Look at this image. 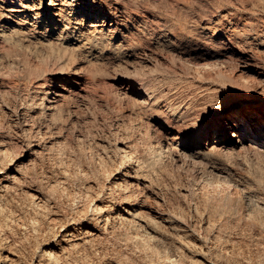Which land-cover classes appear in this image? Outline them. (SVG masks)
I'll return each mask as SVG.
<instances>
[{"label":"bare ground","instance_id":"6f19581e","mask_svg":"<svg viewBox=\"0 0 264 264\" xmlns=\"http://www.w3.org/2000/svg\"><path fill=\"white\" fill-rule=\"evenodd\" d=\"M128 1L0 0V60L3 61L2 67L8 68L7 72L9 68L12 70L10 73L14 70L13 74L0 76V97L12 85L24 89L22 96L19 93L21 98L13 104V114L17 116L15 126L19 131L9 137L0 135V264H264V182L260 186L262 176L257 172L258 168L264 171V105L257 106L254 103L256 97L247 90L236 98H227L215 105L210 103L212 100L208 101V96L200 97L198 104L191 97L178 99V95L183 93L179 89L184 83L169 77V73L164 75L170 66L159 65L163 69L166 67L164 73L156 66L143 64L146 57L139 54L144 51L138 52L141 41H136L137 34L133 35L128 24L124 23L128 20L124 10ZM146 1L143 0L144 3ZM114 2L120 6L118 17L115 16L117 13L113 16L105 10ZM179 29L185 31V26ZM177 30L169 32L170 37L156 41L158 51L170 54L172 45L177 43ZM170 55L172 57L174 53ZM178 64L172 66L180 69ZM185 68L188 70L186 65ZM260 72L263 73V69ZM200 74L197 72L196 75ZM203 75L202 80L205 78ZM213 81L218 79L212 80L211 85ZM119 82L123 84L114 90L113 86ZM220 82H215L208 89L212 92L228 86ZM124 100L134 104L130 111L136 118L152 123L164 116L170 127L167 131L158 130L154 122V131L142 129V133L139 130V141L128 134V140L124 139L126 143L120 148L118 146V165L112 164L114 167L106 169L102 177L100 172L96 182L92 178L95 186L93 184L89 190L77 187L69 192L62 182L68 180L65 174L71 177L74 170L69 174L67 170L59 176L63 173L60 163L59 166L54 163L59 171V174L56 172L59 177L55 179L37 181L36 176V179L29 177L33 174L29 175V170L24 168L25 159L31 161L35 155L44 157L54 151L53 147L58 142L55 141L56 136L66 135L71 130L76 137L83 139L81 131L77 132L81 125L79 123L80 126L76 127L74 114L78 115L81 109H86L83 107L94 101L106 105L112 112L119 111V116H122L120 109ZM96 103H93L95 109L99 108H96ZM6 108L12 111V108ZM110 112L109 115H113L114 112ZM212 113L221 118V124L215 125L211 121ZM98 127L96 129L99 130ZM134 133L137 134L136 131ZM95 137L98 136L95 134ZM120 137L116 135V138ZM48 138L52 140L48 141ZM66 145L68 147V143ZM88 172L86 174L89 175ZM48 175L51 176L50 173ZM254 181L260 184L255 186ZM244 237L254 244L251 257H240L242 255L235 252L236 243L239 244ZM240 250L243 252L242 248Z\"/></svg>","mask_w":264,"mask_h":264},{"label":"rangeland","instance_id":"374dc122","mask_svg":"<svg viewBox=\"0 0 264 264\" xmlns=\"http://www.w3.org/2000/svg\"><path fill=\"white\" fill-rule=\"evenodd\" d=\"M136 1V2H135ZM135 1H128L129 3H128V6L126 7V8H124V10L126 11L125 13V15L128 17V20H124V23H127L128 25H127V27H128V30L129 31H132V33H134L133 35H136L135 36V38L137 37V42L138 43H140V41H141V43L140 44H138L139 45V51L138 52H140V53H142V51H144L142 54H139L140 56L141 55H143V57H146V60H144L143 61V64L144 65H151V66H153V67H158V68H160L161 70H163V72L165 71V69H166V67L163 69L161 66H159V65H161L162 64V66H164L165 64V66H170V68H168L167 67V71H169V72H167V73H163L162 72V74H164V75H167L168 73H169V77L171 76L172 78H176L179 82H181V83H184L183 85L181 84V88L179 89L180 90V92H183V93H181V94H179L178 95V99H180L181 97L182 98H186V97H191L192 98V100L196 103V104H198V103H200L201 102V98L200 97H202V96H208L207 98H208V101L210 100H212L210 103H213L214 102V105L215 104H218V103H220V102H222L223 100H226L227 98L228 99H230V98H236V97H238L240 94V92H242V91H249V92H252L253 93V95L256 97V100H254V103L257 105V106H263L264 105V0H145L146 2L144 3L143 2V0L142 1H139V0H135ZM131 2H133L134 3V5H133V3H131ZM137 2H139V3H137ZM144 3L143 5H141L142 3ZM148 3H150L149 5H148ZM136 4H139V5H137L136 6ZM130 5V6H129ZM111 6V7H110ZM141 6V7H140ZM143 6V7H142ZM89 7V6H88ZM109 7V8H108ZM106 6L105 7V10L108 12V13H112V15L114 16L116 13V15L115 16H117L118 17V15L120 14V11H119V9H120V6H118V4H116L115 2L114 3H112V5H109V6ZM118 7V8H117ZM131 7V8H130ZM135 7V8H134ZM136 7H138L137 9L138 10H140V11H137V9H136ZM132 8H134V9H132ZM140 8V9H139ZM142 8H144V9H142ZM149 8V9H148ZM127 9V10H126ZM110 10H112V11H110ZM129 10H130V12H129ZM132 10H134V11H137L138 13H140V14H138L137 12H134L133 11V13H132ZM115 12V13H114ZM135 13V14H134ZM142 14H144L143 16H142ZM135 17H137L136 19H135ZM144 17V18H143ZM143 18V19H142ZM146 19V20H145ZM132 20H133V22H132ZM137 20V21H136ZM149 22H148V21ZM147 21V22H146ZM144 22V23H143ZM155 22V23H154ZM158 22V23H157ZM133 23V24H132ZM181 23H183L182 24V26H181ZM132 24V25H131ZM140 24V25H139ZM177 24H179V26L177 25ZM143 25V26H142ZM156 25V26H155ZM173 25H175V27L173 26ZM176 25L178 26V27H176ZM185 26V31H184V29H183V27ZM142 26V27H141ZM146 26V27H145ZM173 26V27H172ZM182 27V31L179 29V28H181ZM203 26V27H202ZM150 27V28H149ZM151 27H152V29H151ZM155 27V28H154ZM161 27V28H160ZM204 27H206V28H204ZM157 28V29H156ZM171 28V29H170ZM173 28V29H172ZM147 29V30H146ZM151 31H150V30ZM162 29V30H161ZM171 30V31H169V30ZM176 29H178L177 30V32L178 33H176V42L177 43H175L174 45H172V48H171V50H170V54H172L173 55V53H174V55H175V58H174V55L171 57V55L170 54H168V51H158V50H160V49H157V47H156V41L158 40V39H163V38H166V37H170L171 36V33H172V30L174 31V30H176ZM142 30V31H141ZM155 30V31H154ZM150 33H149V32ZM203 31V32H202ZM155 32V33H154ZM169 32H171V33H169ZM140 33V34H139ZM149 34V35H148ZM151 34H153V35H151ZM161 34V35H160ZM142 35V36H141ZM151 35V36H150ZM156 35V36H155ZM160 35V36H159ZM163 35V36H162ZM170 35V36H169ZM140 36V37H139ZM146 36H147V38H146ZM181 36V37H180ZM208 36V37H207ZM142 37H143V39H142ZM211 37V38H210ZM141 40H140V39ZM154 38V39H153ZM180 38V39H179ZM182 38V39H181ZM146 39V40H145ZM178 39V40H177ZM180 40V41H179ZM182 40V41H181ZM151 41V42H150ZM149 42V43H148ZM153 42V43H152ZM145 43V44H144ZM147 43V44H146ZM152 44H154L153 46H155V47H152ZM178 44H180L179 46H178ZM144 47H143V46ZM146 45V46H145ZM177 46V47H176ZM146 47H147V49H146ZM148 48H149V50H148ZM151 48V49H150ZM143 49V50H142ZM156 51V52H159V53H156L154 50ZM177 51V52H175V50ZM192 49V50H191ZM151 50H153V51H151ZM149 51V52H148ZM181 51V52H180ZM215 51V52H214ZM147 52H148V54H147ZM172 52V53H171ZM146 53V54H145ZM150 53H151V55H150ZM156 53V54H155ZM161 53V54H160ZM168 54V55H167ZM201 54V55H200ZM150 55V56H149ZM154 57H153V56ZM161 55H162V57H161ZM165 55H166V58L164 59V57H165ZM156 56V57H155ZM151 58V59H150ZM157 58V59H156ZM167 58H169V59H167ZM173 59L172 60V62H171V60L170 59ZM158 62V66H157V63H156V61ZM177 60V61H175V60ZM152 62V63H150V61ZM0 61H2V60H0ZM146 61V62H145ZM179 61V62H178ZM154 62V63H153ZM168 62H169V64H168ZM2 63H3V61L0 63V72H2L1 74H0V76L1 75H3V74H5V73H10V71H12L10 68H9V72H7L8 71V68L7 67H2ZM160 63V64H159ZM176 65V64H178L179 66L181 65V67H180V69H179V67H176V66H172V65H174V64ZM184 63V64H183ZM199 63V64H198ZM204 63V64H203ZM206 63V64H205ZM211 63V64H210ZM207 64H209L207 67L206 66H204V65H207ZM184 65V66H183ZM185 65H186V67H188L187 69L189 70V68H190V70H189V72L186 74V72L188 71V70H186V68H185ZM201 65H203V66H201ZM211 65H215V66H217L216 68H215V66L213 67V66H211ZM258 67H257V66ZM4 66V65H3ZM148 66V67H149ZM182 66L184 67V69L186 70H184L183 68H182ZM263 66V67H262ZM147 67V66H146ZM171 67H173V68H171ZM174 67H176V68H174ZM204 67V69H202V68ZM205 67H206V69H205ZM2 68V69H1ZM6 68V69H5ZM196 68H197V70H196ZM219 69L218 71L216 70V71H214L215 69ZM169 69H171V70H169ZM172 69H175V71L174 70H172ZM177 69V70H176ZM220 69H221V71L225 74V75H222L223 73L220 71ZM263 69V73H261L260 72V70H262ZM2 70V71H1ZM180 70V71H179ZM196 70V72H194ZM200 72H199V71ZM172 71H173V73H172ZM193 71V72H192ZM209 73H208V72ZM211 71V72H210ZM13 72H14V70H13ZM13 72L12 73H10V74H13ZM177 72H179V74L177 73ZM197 72H198V74H204L203 75V77L205 76V78H206V81H205V78L202 80V75L201 76H199V75H196L197 74ZM203 72V73H202ZM206 72V73H205ZM213 72V73H212ZM216 72H218L217 74H215ZM222 74H221V73ZM175 73V74H174ZM181 73V74H180ZM192 73V74H191ZM177 74H178V76H177ZM183 74V75H182ZM184 74H185V76H184ZM190 74H191V77H190ZM207 74H209V75H207ZM220 74H221V76L222 77H220ZM174 75H176L177 77H175ZM180 75H181V77L183 78H181L180 77ZM186 75H187V78H186ZM192 75H193V77H192ZM196 77H195V76ZM211 75H213L215 78L214 79H218V81H213V83H212V85H211V82H212V80H214L213 79V76H211ZM168 76V75H167ZM189 76V77H188ZM210 76V78H208ZM228 78H226V77ZM195 77V78H194ZM211 77H212V79H211ZM180 78V79H179ZM186 80H185V79ZM193 78H194V80H196L195 82H194V80H193ZM220 78H221V80H220ZM189 79V80H188ZM191 79V80H190ZM208 79H210V80H208ZM225 79V80H224ZM180 80H183V81H180ZM188 80V81H187ZM231 80V81H230ZM189 82V83H187V82ZM199 81V82H198ZM221 81V82H220ZM227 81H228V83H227ZM186 82V83H185ZM191 82V83H190ZM192 82H193V84H192ZM205 82V83H204ZM209 82V83H208ZM217 83V84H219L218 82H220V83H224L225 85H228V86H226L225 88H223V89H216L214 92L212 91L211 92V90H209L208 89V87H211V86H213V84L214 83ZM227 84H226V83ZM204 83V84H203ZM123 83L122 82H119L118 83V85L116 84L115 86H113L114 87V90H118L119 89V86L121 87V85H122ZM187 84V85H186ZM189 84V85H188ZM193 86H192V85ZM199 84H200V86L202 87H200L199 86ZM229 84H231V85H229ZM236 85V87L235 86H233V85ZM125 85V84H124ZM186 85V86H185ZM196 85V86H195ZM209 85V86H208ZM14 86L16 87V88H14ZM12 85L10 88H8L3 94H2V96L0 97V99H1V101H0V108H1V110H0V120H2V121H0V124L5 120L6 122H3V124H1L2 125V127H3V129H2V127H0V135L2 136V134L4 135H6L7 137H9V135L11 136V135H13V134H17V131H19V130H17V128H16V126H15V124H16V121L15 120H17V116H16V114H13V104H14V101L16 100V99H20L21 98V92H23V87H20V86H18V85ZM191 86V87H190ZM193 87V88H192ZM198 87V88H197ZM14 88V89H13ZM205 88V89H204ZM239 88V89H238ZM11 89V90H10ZM16 89V90H15ZM181 89H183V90H181ZM189 89V90H188ZM192 89H194V90H192ZM199 91H198V90ZM203 89V90H202ZM13 90V91H12ZM16 91V92H15ZM18 91V92H17ZM191 91V92H190ZM193 91H195L194 93H192ZM198 91V92H197ZM208 91V92H207ZM218 91V92H217ZM187 92V93H186ZM11 93V94H10ZM17 93V94H16ZM19 93H20V95H19ZM189 93V94H188ZM195 93H197V94H195ZM206 95H205V94ZM208 93H211V95L209 94V95H207ZM215 93V94H214ZM8 94H9V97H8ZM185 94V95H184ZM195 94V95H194ZM199 94V95H198ZM212 94H214V95H212ZM11 95H12V97H11ZM13 95H15L14 97H13ZM187 95V96H186ZM194 95V96H193ZM4 96V97H3ZM19 96V97H18ZM185 96V97H184ZM199 96V97H198ZM210 96V97H209ZM212 96V97H211ZM196 97V98H195ZM215 99H214V98ZM11 99H12V102H11ZM14 99V100H13ZM197 99V100H196ZM200 101H199V100ZM214 99V100H213ZM5 101V102H4ZM17 101V100H16ZM125 101V100H124ZM198 101V102H197ZM11 104H10V103ZM216 102V103H215ZM93 103H96V102H94V101H92V103H90L89 105H87L86 107H83V108H86V109H81L80 110V114L78 113V115L77 114H74V118H75V125H76V127H78V126H80L79 128H82V129H79L78 128V130L79 131H77V132H80V133H82L83 135H84V137H83V139H81L80 140V138L81 137H76L75 136V133H72L71 132V130H69L67 133L68 134H66V135H64L63 134V136H56V140L55 141H58V142H56V144L54 145V147H53V150L54 151H50V153H46L45 155H43L44 157H42V156H37V155H35V156H33L32 158V160L31 161H28L27 159H25V161H24V165H26L24 168L28 171L27 173L29 174V175H31V174H33L32 176H29L30 178H35V176H36V178H37V181H45V179L46 178H50V179H55V178H57V177H59V176H62V175H64L65 174V172L67 171L68 172V174H69V171L71 170L72 172H73V170H74V172L72 173L71 171H70V173H72L71 175V177H75V175H77L75 178H73V179H71V177H69L70 176V174L69 175H67V174H65V176L66 177H68L67 179L68 180H66L65 182H62V184L64 185V187L66 186V189H68L69 190V192L71 191V192H73V189H74V191L76 190V189H80V188H83L84 190L85 189H87V190H89L90 188H91V186H93V184H94V186H95V182H96V180L99 178L98 176H99V173H100V176L102 177V175L104 174V172L105 171H107L108 169H110V168H113L117 163H118V160H119V158L117 157V156H119V148L121 147V146H123L126 142V139L128 140V136L130 135V138H132L133 140H140V137H141V132L143 133V131H154L155 129H154V127H155V125H157V127H158V130L160 129V130H168L167 128H169L170 126V124L169 123H167V121H166V119H164L165 117L164 116H162V118L160 117L159 119V121H153L152 123H148V121H143V120H140L138 117L136 118V116L135 115H133V113L131 114V111H130V109H131V106H132V108L134 107V104L132 103V102H128L127 100L124 102V106L122 107L123 108V110H122V108L120 109V111H123V112H121L120 114L122 115V116H119V111H111V110H109L107 107H106V105L105 106H102V105H100L99 103H96V108L99 106V108H97V109H95L94 107H95V104H93ZM8 104H10V105H8ZM7 107H10V108H12V111L10 112V110L9 109H7L6 108V106ZM127 105V106H126ZM126 106V107H125ZM2 107H3V109H2ZM89 107V108H88ZM93 109H92V108ZM105 107V108H104ZM130 107V108H129ZM6 108V109H5ZM5 109V110H4ZM92 109V110H91ZM95 109V110H94ZM100 109V110H99ZM102 109V110H101ZM104 109V110H103ZM9 110V111H8ZM84 110H86V111H88V112H86V111H84ZM132 110V109H131ZM6 111V112H5ZM90 111H92L91 113L93 114V112L95 113V114H97V115H95V114H93L94 116L92 117V114L90 113ZM102 111H104V112H102ZM107 111H108V113H107ZM112 112L113 113V115L112 114H110L109 115V112ZM129 111V112H128ZM232 111V110H231ZM83 112H85V114L83 113ZM100 112V113H99ZM106 112V113H105ZM110 112V113H111ZM117 112V113H116ZM5 113V114H4ZM83 113V114H82ZM88 113V114H87ZM99 113V114H98ZM2 114H4V115H2ZM11 114V115H10ZM82 114V115H81ZM90 114V115H89ZM116 114V115H115ZM2 115V116H1ZM80 115H81V117H80ZM84 115V116H83ZM107 115H108V117L111 119H109L108 117H107ZM135 116V117H133V116ZM7 118H6V117ZM10 116L12 117H14V120H12L13 119V117L12 118H10ZM16 116V117H15ZM78 116V117H77ZM97 118H96V117ZM103 116H105L106 117V119H105V117H103ZM112 116V117H111ZM117 116V117H116ZM125 116H126V118H125ZM9 117V118H8ZM103 117V118H102ZM114 117H116L115 119H114ZM124 119H123V118ZM79 120V122H76V120L77 119ZM80 118V119H79ZM94 118H96L95 120H93ZM101 118V119H100ZM109 120H108V119ZM119 118V119H118ZM120 118H122V119H120ZM135 118V119H134ZM210 118H211V121L212 122H214L215 123V125L216 124H221V122H222V120H221V118H219V117H217L214 113H212L211 114V116H210ZM4 119V120H3ZM8 119V120H7ZM117 119V120H116ZM138 119V120H137ZM162 119H164V120H162ZM77 120V121H78ZM92 120V121H91ZM103 120H106V122L104 121L103 122ZM116 120V121H115ZM135 120V121H134ZM85 121H87V123L85 122ZM97 123L96 125H94L95 123ZM110 122V123H107V122ZM121 121V123H118V122H120ZM129 121V122H128ZM137 121V122H136ZM140 121V122H139ZM11 122V123H10ZM13 122V123H12ZM84 122V124H81V123H83ZM91 122V123H90ZM112 122H114V123H112ZM146 122V123H145ZM156 124H155V123ZM9 125H8V124ZM79 123H80V125H79ZM91 124L90 126H89V124ZM94 123V124H93ZM99 123V124H98ZM104 123V124H103ZM124 123H126L125 125H124ZM131 123V124H130ZM138 125H137V124ZM7 124V125H6ZM12 124H14V125H12ZM78 124V125H77ZM86 124H88L87 126H86ZM110 126H109V125ZM113 124V125H112ZM115 124V125H114ZM116 124H117V126H116ZM119 124V125H118ZM122 124H123V126H122ZM129 124V125H128ZM145 124V125H144ZM155 124V125H154ZM0 125V126H1ZM5 125V126H4ZM11 125V126H10ZM94 126V128H93V126ZM97 125H99L100 127H98ZM104 125H106V126H104ZM108 125V126H107ZM121 125V126H120ZM133 125V126H132ZM134 125L135 126H137V127H134ZM142 125V126H141ZM8 126L10 127V128H8ZM86 126V127H85ZM89 126V127H88ZM103 126V127H102ZM138 126L139 127H141V129L140 128H138ZM144 126H147V127H145V128H147L146 130H145V128H144ZM4 127H7V129L6 128H4ZM11 127H12V129H11ZM90 127H92V130H90L91 128ZM96 127H98L99 128V130L98 129H96ZM114 127V128H113ZM121 128V132H120V128ZM124 127V129L126 130H122V128ZM84 128V129H83ZM87 128H89V129H87ZM104 128V129H103ZM111 128V129H110ZM118 128V129H117ZM127 128H128V131L130 130V132H128L127 131ZM149 128V129H148ZM6 129V130H5ZM77 129V128H76ZM93 129H96V130H94L93 131ZM117 129V130H116ZM135 129V130H134ZM142 129H143V131H142ZM15 130V131H14ZM17 130V131H16ZM85 130H89L87 133L86 132H84ZM102 132H101V131ZM103 130H104V132H103ZM108 130V131H107ZM115 130V131H114ZM139 130L141 131V132H139ZM9 131V132H8ZM91 131V133H89ZM111 131H112V133H111ZM118 133H120V134H117V132ZM123 131H124V133H123ZM136 131V133L137 134H135L134 132ZM71 132V133H70ZM93 132V133H92ZM97 132V133H96ZM106 132H107V134H108V137H107V134H106ZM115 132V133H114ZM139 132V133H138ZM8 133V134H7ZM10 133V134H9ZM12 133V134H11ZM86 133V134H85ZM114 133V134H113ZM126 133V134H125ZM71 134V135H70ZM90 134V135H89ZM91 134L92 135H94V137L92 136L91 137ZM95 134H96V136H98V137H95ZM129 134V135H128ZM131 134H133V137H132V135ZM139 134H140V136H139ZM67 135H68V137H67ZM74 137H73V136ZM100 135H103L102 137L100 136ZM116 135L118 136V137H120V138H116ZM126 135V136H125ZM0 136V137H1ZM70 136V137H69ZM89 136H90V138H89ZM138 136H139V138H138ZM59 137V138H58ZM124 137H127V138H124ZM135 137V138H134ZM61 138V139H60ZM78 138V139H77ZM87 138V139H86ZM89 138V139H88ZM64 141H63V140ZM70 139V140H69ZM74 139V140H73ZM85 139V140H84ZM95 141H94V140ZM118 139H120V141L118 140ZM124 139H125V141H124ZM50 140H52V139H50V138H48V141H50ZM61 140V141H60ZM67 140H68V142H67ZM78 140H80V141H78ZM89 140H90V142H92L91 143V145L89 144L90 142H89ZM91 140H93V141H91ZM101 140H103V141H101ZM108 140H109V142H108ZM72 141H74V142H72ZM83 141H85L82 145H81V143L83 142ZM97 141V142H96ZM105 141H106V144H105ZM71 142V143H70ZM95 142V143H94ZM100 142V143H99ZM124 142V143H123ZM58 143H60V145L58 144ZM64 143V144H63ZM68 143V147H67V144ZM73 143V144H72ZM78 143V144H77ZM86 143V144H85ZM111 143V144H110ZM63 144V145H62ZM80 144V145H79ZM97 144H98V146H97ZM102 144V148L100 147V145ZM58 145V146H57ZM66 145V146H65ZM69 145H71V147L69 146ZM81 147V148H79V146ZM84 145V146H83ZM65 148H64V147ZM89 146V147H88ZM93 146V147H92ZM96 146H97V148H96ZM105 146H107L108 147V149H106V147ZM118 146H119V148H118ZM59 147V148H58ZM61 147V148H60ZM64 149H63V148ZM67 147V148H66ZM73 147V148H72ZM77 147V148H76ZM84 147H85V149H84ZM69 148V149H68ZM87 148V149H86ZM92 148H94V150L92 149ZM103 148H105L104 150H105V152H106V154H104L105 152L102 150ZM116 148L118 149V150H116ZM56 149V150H55ZM59 149H61V151H62V153H64V150L65 151H67V152H65L64 154H62L61 152H60V150L58 151ZM63 149V150H62ZM72 149H73V152H71L72 151ZM74 149H75V151H74ZM78 149V150H77ZM80 149H81V151L82 150H84L81 154L83 155V157H82V155L81 154H79V152H81L80 151ZM88 149H89V151H88ZM99 149H100V151H99ZM111 151H110V150ZM112 149H114V151L112 150ZM88 152H87V151ZM92 150V151H91ZM86 151V152H85ZM91 151V152H90ZM101 151H102V153H101ZM112 151H113V153H112ZM116 151H118V152H116ZM57 152V154H55ZM84 152H85V154H84ZM91 154H90V153ZM95 152V153H94ZM96 152H98V153H96ZM109 152V153H108ZM68 153L70 154V157H69V155H68ZM73 153H75V155H73ZM89 153V154H88ZM93 153V154H92ZM111 153H112V155H111ZM118 154V155H116V154ZM51 155V156H53V157H51V156H49V155ZM53 154H55V155H53ZM58 154H59V156H58ZM72 154V155H71ZM76 154H78L79 156H77ZM87 154V155H86ZM101 154H103V155H101ZM108 154V155H107ZM62 155H66L67 157H68V159H67V157L65 156H62ZM85 155V156H84ZM101 155V156H100ZM107 155V156H106ZM114 155V156H113ZM116 155V156H115ZM0 156H1V154H0ZM55 156V157H54ZM58 156V157H57ZM61 156V157H60ZM98 156H99V158H98ZM36 157V158H35ZM50 157V158H49ZM72 157V158H71ZM77 157H79L78 159H76L75 160V158ZM88 157V158H87ZM91 157H92V160H91ZM104 157V158H103ZM110 158L108 161H107V159L108 158ZM38 158V159H37ZM45 158V159H44ZM60 158H62V159H60ZM74 158V159H73ZM80 158H81V160H80ZM90 158V159H89ZM96 158V159H95ZM111 158H112V160H111ZM117 158V159H116ZM50 159V160H49ZM54 159L56 160L55 162H53L54 161ZM66 159V160H65ZM70 159L74 162V164H73V162H71L70 161ZM87 159H89L88 161H89V163L87 162ZM103 159H104V161H103ZM115 159V160H114ZM42 161V164H41V161ZM51 160H53V161H51ZM60 160H62L61 162H60ZM64 160V161H63ZM68 160V161H67ZM83 160V161H82ZM91 160V161H90ZM94 160V161H93ZM102 162H101V161ZM38 161V162H37ZM69 161H70V163H69ZM76 161V162H75ZM98 161V162H97ZM106 161L108 162V163H106ZM112 161V162H111ZM27 162H28V164H27ZM44 162V163H43ZM48 162V163H47ZM51 162H53V163H51ZM63 162H65L64 164H63ZM79 162H81L80 163V165H79ZM82 162H84L83 164H82ZM99 162L101 163V164H99ZM114 162V163H113ZM37 163V164H36ZM46 163V164H45ZM54 163L56 164L57 163V165L59 166V163H60V170H61V172H63V173H60L59 174V171L58 170H56V168L54 167ZM67 163H68V165H67ZM87 165H86V164ZM91 163H92V165L94 166V165H96V166H92L91 165ZM96 163H98V164H96ZM104 163V164H103ZM110 163V164H109ZM35 164H36V168L34 167L35 166ZM52 164V165H51ZM61 164H63L62 165V167H61ZM79 166H78V165ZM90 164V166H88ZM107 164H108V166H107ZM114 166H113V165ZM43 165V166H42ZM46 165V166H45ZM67 167H66V166ZM75 165H76V167H77V169L75 168L74 169V167H75ZM100 165H104V166H100ZM112 167H111V166ZM118 165V164H117ZM32 166V167H31ZM39 166V167H38ZM42 166V167H41ZM64 166V167H63ZM74 166V167H73ZM89 168H88V167ZM92 166V167H91ZM107 166V167H106ZM44 167V168H43ZM73 167V168H72ZM78 167H79V172L77 171L78 170ZM102 167V168H101ZM27 168H30V169H27ZM39 168V169H38ZM54 168H55V170H54ZM68 168V169H67ZM82 169V171H81V169ZM88 168V169H87ZM98 168V169H97ZM100 168L102 169V170H100ZM44 169V170H43ZM49 169V170H48ZM64 169H65V171H64ZM85 169V170H84ZM97 169V170H96ZM104 169V170H103ZM107 169V170H106ZM258 169H260L259 171H257L258 172V175H260V176H262V177H260L261 179V181H259V182H262V184H260L258 181L257 182H255V183H253L254 185L256 184V183H258V185L260 184V186L261 185H263V182H264V180H262V178L264 177L263 176V173H264V171L262 170V168H258ZM257 169V170H258ZM30 170H31V172H30ZM32 170L34 171V172H32ZM35 170H38V171H36L35 172ZM40 170V171H39ZM42 170V171H41ZM45 170H46V172H45ZM53 171H55V172H53ZM88 171H90V172H88L89 173V175L88 174H86ZM95 171V172H94ZM103 171V172H102ZM262 171V172H261ZM42 174H44V175H42ZM56 172H58V174H59V176H58V174L56 173ZM66 172V173H67ZM75 172H77L75 175H74V173ZM82 172L84 173V175L82 174ZM39 173V174H38ZM50 173V177H49V175L47 176V174H49ZM54 173V174H53ZM80 175H79V174ZM90 173H92V174H90ZM98 174V175H95V174ZM260 173V174H259ZM38 174V175H37ZM102 174V175H101ZM42 175V176H41ZM53 175V176H52ZM93 175V176H92ZM34 176V177H33ZM80 176L82 177L81 179H83L84 178V180H81V179H79L80 178ZM86 176H87V178H86ZM92 176V177H91ZM39 177V178H38ZM42 179H41V178ZM78 177V178H77ZM95 177V178H94ZM96 177H98V178H96ZM35 178V179H36ZM95 180V182L93 181V179ZM38 179H40V180H38ZM71 181H70V180ZM75 179V180H74ZM92 179V180H91ZM79 182H78V181ZM85 180H86V184H85ZM91 182H90V181ZM73 181H75V183L73 182ZM82 181V182H81ZM88 181V182H87ZM69 182H71V184L69 183ZM93 182V183H92ZM77 183V185H75ZM81 183H82V187L80 186L81 185ZM88 183H90V184H88ZM67 184V185H66ZM72 184H74V185H72ZM92 184V185H91ZM192 184H193V182H192ZM63 185H62V187H63ZM72 187H71V186ZM89 185H90V187H89ZM80 186V187H79ZM88 186V187H87ZM255 186H257V184L255 185ZM264 186V185H263ZM76 187V188H75ZM78 187V188H77ZM86 187V188H85ZM73 188V189H72ZM263 188V187H262ZM67 191V190H66ZM241 236H243V235H240V237ZM246 236V235H245ZM247 237V236H246ZM246 237H244V239H242V240H239V244H238V242L236 243V245L238 246H236L235 245V252H236V254L238 255V256H240V255H242V256H240V257H245V256H248V257H251L250 255H252V253H253V248H254V244H252L253 242L251 241V240H249V238H247L246 239ZM245 240V241H244ZM244 241V242H243ZM246 241H248V243L246 242ZM251 242V243H250ZM241 243V244H240ZM246 243V244H245ZM248 244V245H247ZM251 244V245H250ZM241 246V247H240ZM247 246V247H246ZM248 246H250V247H248ZM244 247H246V248H244ZM237 248H239V253L237 252L238 251V249ZM240 248H242V250H243V252L240 250ZM244 248V249H243ZM250 248V249H249ZM236 249H237V251H236ZM248 249V251L249 250H251V251H249L250 253L249 254H247L248 253V251H246V250ZM246 251V252H245ZM242 253V254H241ZM244 253H245V255H244ZM247 254V255H246ZM237 256V257H238Z\"/></svg>","mask_w":264,"mask_h":264}]
</instances>
